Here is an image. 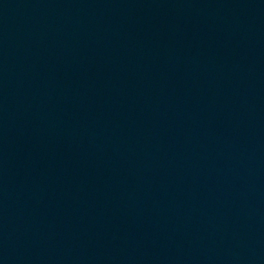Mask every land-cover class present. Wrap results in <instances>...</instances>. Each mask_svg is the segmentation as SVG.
I'll return each instance as SVG.
<instances>
[{"label": "water", "instance_id": "95a60500", "mask_svg": "<svg viewBox=\"0 0 264 264\" xmlns=\"http://www.w3.org/2000/svg\"><path fill=\"white\" fill-rule=\"evenodd\" d=\"M0 264H264V0H0Z\"/></svg>", "mask_w": 264, "mask_h": 264}]
</instances>
